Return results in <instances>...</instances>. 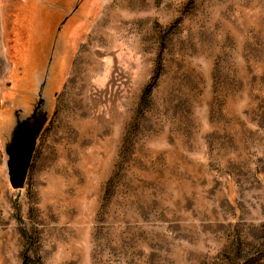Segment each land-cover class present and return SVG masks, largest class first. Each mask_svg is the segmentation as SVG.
I'll use <instances>...</instances> for the list:
<instances>
[{
    "label": "rangeland",
    "instance_id": "374dc122",
    "mask_svg": "<svg viewBox=\"0 0 264 264\" xmlns=\"http://www.w3.org/2000/svg\"><path fill=\"white\" fill-rule=\"evenodd\" d=\"M25 257L264 264V0H0V264Z\"/></svg>",
    "mask_w": 264,
    "mask_h": 264
},
{
    "label": "water",
    "instance_id": "95a60500",
    "mask_svg": "<svg viewBox=\"0 0 264 264\" xmlns=\"http://www.w3.org/2000/svg\"><path fill=\"white\" fill-rule=\"evenodd\" d=\"M41 103L42 99L39 98L30 116L15 123L4 149L8 183L13 191L25 186L35 145L45 125L44 116H40Z\"/></svg>",
    "mask_w": 264,
    "mask_h": 264
},
{
    "label": "trees",
    "instance_id": "16d2710c",
    "mask_svg": "<svg viewBox=\"0 0 264 264\" xmlns=\"http://www.w3.org/2000/svg\"><path fill=\"white\" fill-rule=\"evenodd\" d=\"M22 264H38V261H34L33 259H31L29 257H25L23 259V263Z\"/></svg>",
    "mask_w": 264,
    "mask_h": 264
}]
</instances>
